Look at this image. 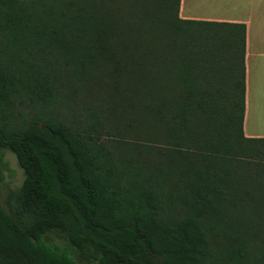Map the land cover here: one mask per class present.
Returning <instances> with one entry per match:
<instances>
[{
  "label": "trees",
  "instance_id": "1",
  "mask_svg": "<svg viewBox=\"0 0 264 264\" xmlns=\"http://www.w3.org/2000/svg\"><path fill=\"white\" fill-rule=\"evenodd\" d=\"M180 11L0 0V264H264L247 26Z\"/></svg>",
  "mask_w": 264,
  "mask_h": 264
},
{
  "label": "crops",
  "instance_id": "2",
  "mask_svg": "<svg viewBox=\"0 0 264 264\" xmlns=\"http://www.w3.org/2000/svg\"><path fill=\"white\" fill-rule=\"evenodd\" d=\"M184 19L247 26L245 134L264 138V0H181Z\"/></svg>",
  "mask_w": 264,
  "mask_h": 264
},
{
  "label": "rangeland",
  "instance_id": "3",
  "mask_svg": "<svg viewBox=\"0 0 264 264\" xmlns=\"http://www.w3.org/2000/svg\"><path fill=\"white\" fill-rule=\"evenodd\" d=\"M7 160L11 164V167L13 169V174L7 175L6 186L4 188L3 200L5 199V196L8 193L9 189L21 186L24 180V172L18 165L16 157L12 155L11 153H8Z\"/></svg>",
  "mask_w": 264,
  "mask_h": 264
}]
</instances>
